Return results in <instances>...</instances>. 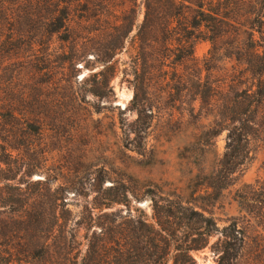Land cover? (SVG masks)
<instances>
[{
	"label": "rangeland",
	"instance_id": "1",
	"mask_svg": "<svg viewBox=\"0 0 264 264\" xmlns=\"http://www.w3.org/2000/svg\"><path fill=\"white\" fill-rule=\"evenodd\" d=\"M132 1L127 4L137 6V18L114 58L116 70L110 77L109 71L96 76L102 65L95 62L92 51L82 57L73 52V46L79 48L85 39L96 48L107 40L105 24L93 17L106 0H90V13L73 2L71 29L51 34L43 28L47 7L40 0H0V144L8 138L13 161V172L0 175L12 176L10 183L20 186L24 200L30 180L48 176L52 188L65 187L61 195L69 211L68 229L74 227L76 240L85 232L76 223L86 222L100 197L98 184L103 189L115 184L128 192L127 202L104 205V212L125 215L130 210L131 215L142 213L149 221L153 197L179 194L190 200L197 196L198 204H207L217 229L203 248L191 252L195 264H216L225 248H229L228 255L238 250L239 264H264V104L259 107L255 127L245 128L249 135L241 152L242 163L226 179L222 175L215 180L217 184L228 182L215 200L211 202L207 196L217 192L208 187V177L216 175L228 131L242 125L224 110L227 99L251 83L249 72H243L236 60L243 52L237 47L242 48L249 25L241 27L239 44L230 35L219 41L218 60L212 63L204 60L209 41L195 42L194 60L177 69L188 79V91L177 95L161 81L163 75L154 72L148 109L135 122L130 80L137 52L136 25L142 20L144 5L143 0H134L135 5ZM112 3L120 6L121 1ZM243 6L249 14L251 1ZM81 15L89 19L78 25ZM262 28L264 31V21ZM197 77L202 95L195 93ZM209 86L215 89L209 90ZM145 122L148 127L143 130ZM36 155L41 159L37 161ZM34 162L41 170L26 175ZM193 188L196 192L191 195Z\"/></svg>",
	"mask_w": 264,
	"mask_h": 264
},
{
	"label": "trees",
	"instance_id": "2",
	"mask_svg": "<svg viewBox=\"0 0 264 264\" xmlns=\"http://www.w3.org/2000/svg\"><path fill=\"white\" fill-rule=\"evenodd\" d=\"M89 1L40 0V4L47 7L44 31L49 34L61 29L68 31L71 29L68 27L70 6L77 2L76 6H81L82 12L90 13ZM120 1V6H114L113 0H106L95 11L93 17L105 24L103 35L107 40L101 47L88 45L90 39H85L79 48L73 46L77 57L93 52L95 62L102 65L96 76H104L106 71L110 77L115 74L114 58L124 47L137 18V6H128L130 0ZM250 1L251 11L246 14L242 10L246 0H143V17L136 25L137 52L132 58L133 79L130 80L133 90L130 104L137 114L135 122L148 109V89L154 72L161 73V81L176 90L177 95L188 91V79L178 74L177 69L182 63L194 60L195 42L209 41L210 48L204 60L212 63L218 60L219 41L230 35L239 44L241 27L249 25L241 41L242 48L237 47L243 52L236 60L243 65V72H249L251 83L241 93L228 98L224 110L226 116L233 115V121H241L242 125L228 131L219 168L214 171L216 175L206 176L210 181L208 187L217 191L213 195L207 193L211 202L228 185V182L217 184L215 180L222 175L226 179L235 171L234 167L242 163L241 152L249 135L245 128L252 130L255 127L259 107L264 104V0ZM60 3H63L62 7H58ZM135 3L133 0L132 4ZM251 15H254L253 19ZM87 19L89 16L81 15L78 25ZM170 72L172 75L168 77ZM195 81L198 84L195 93L199 95L200 78ZM209 87V90L215 89ZM238 113L239 118H236ZM147 127L148 122H145L143 130ZM39 130L35 129L36 134ZM10 147L8 138L0 144V172H13ZM40 157L36 155L37 161ZM40 170L41 166L34 162L26 175ZM12 179L10 175H0L3 180L0 184V264H195L191 252L203 248L207 237L217 229L207 204H198L197 196L190 200L179 194L153 197L152 221L142 213L131 215L130 210L125 215L120 211L104 212V205L127 202L128 192L115 184L104 189L98 184L95 187L100 197L95 199L86 222L76 223L85 228L81 239L76 240L72 233L74 227L68 229L69 211L61 195L66 191L65 187L52 188L50 183L53 181L48 176L30 180V192L24 200L20 197L22 189L11 184ZM195 192L196 188H193L190 194ZM95 209H98L96 213ZM228 251L229 248L224 249L216 264H239L238 250L230 255Z\"/></svg>",
	"mask_w": 264,
	"mask_h": 264
}]
</instances>
